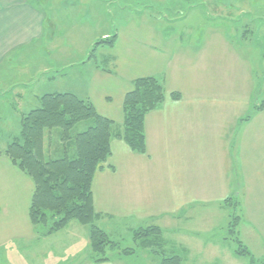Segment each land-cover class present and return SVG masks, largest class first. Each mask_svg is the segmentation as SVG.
<instances>
[{
    "label": "rangeland",
    "instance_id": "374dc122",
    "mask_svg": "<svg viewBox=\"0 0 264 264\" xmlns=\"http://www.w3.org/2000/svg\"><path fill=\"white\" fill-rule=\"evenodd\" d=\"M101 2V12L96 8L94 11L89 9V13L86 9L78 10L80 16L93 14L92 19L95 23L86 20L76 21L74 13L70 19L64 17L61 21L57 20L62 27L58 28L62 35H57L49 49L53 54L54 62L59 63V67H66V75L47 82L43 81L42 84L38 83L32 89V96L37 94L35 91L38 92L37 95L77 93L81 96L84 95L82 84H85L88 88L85 91L92 97L95 109L102 113L106 107L104 98L112 97L115 100L125 84L124 80L152 72L158 65L168 62L169 55L162 46L164 41H166L164 46L168 48L181 47L184 43L177 41L180 33L187 37L190 35L189 26L200 20L227 21L222 23L226 26L225 28L217 25L213 27L216 29L211 28L209 22L207 24L203 22L201 27L196 29L197 33L193 35H199V32L202 35L211 30L224 33L226 31L229 39L230 61L228 64L230 69L234 67L232 63L236 64L235 61L239 59L243 61L245 69H252L255 72L261 69L264 72V0H101ZM193 4H204L203 12L207 8L211 13L209 12V16H206L204 13L192 12L186 16L187 9ZM257 6H260V11ZM254 19H259L261 22V25H255V29L251 27ZM158 32L160 34L154 36ZM151 38L155 41L159 39L158 42H160L153 50L145 43ZM104 40H109L111 45L97 44ZM182 41H187V39ZM211 47L205 53H215L216 47H219L221 51L222 45L212 44ZM92 50L93 53H91ZM82 62L86 63L82 64ZM203 62L207 65L210 62L212 67L220 64V61ZM50 63L48 62L47 65L51 66ZM30 65L32 71V62ZM56 66L53 67L54 70L59 69ZM95 66L98 67L99 72H95ZM107 72L112 75H105ZM257 79L256 88H254L256 95L264 89L261 85L263 81L259 76ZM88 86H91V89ZM262 105L263 103L260 106ZM86 124V122L78 124L72 132L84 131ZM59 135L60 133L54 129L49 136L46 134L44 138L45 151L50 157L58 152L61 156L62 143ZM165 135L166 132L160 133L161 138L156 141L158 147H155L158 135L152 137L154 143L148 146L152 152H156L152 155L148 149L150 158L155 161L157 173L154 179L156 188L147 189V194L151 199L157 197L158 203L167 207L173 204L172 186H174L176 172L175 166L173 168V155L171 156L167 150L172 141L165 138ZM5 142L3 139L0 140L2 150L0 152L3 158L6 157L3 154ZM166 150L169 156H166ZM112 162L118 164L117 173L112 177L113 196L110 195L111 190L108 187L96 188V200L97 203L100 202L99 208L106 210V214L122 213L125 215L124 203L126 193L129 192L125 184L126 180L131 183L134 179L132 176L131 179H125L126 169L124 168L128 163L124 157V151L115 149ZM148 166L145 165L139 171L144 173ZM13 171L17 173L15 176L13 172H11L12 175L8 173L2 175L0 172V215H2L0 234L3 235L0 250L6 263L93 264L89 260L91 255L88 246V227L81 226L75 221L70 222L66 228L52 236L36 239L28 218L32 183L17 169V172ZM104 180L97 182L95 187L102 184ZM236 183H240L239 180H236L234 185ZM181 185L186 187L183 176ZM198 190L203 191V189ZM104 191L108 193L103 194ZM225 192L226 189L213 186L211 199L207 200L210 205L197 204L194 208L187 209L185 218L181 220L177 219L179 215L171 213L159 217L146 216L144 213L141 215L145 217L136 216L137 220L129 219L128 221L125 219L128 218L127 215L122 218L123 221L103 218L96 225L102 228L113 242L118 243L121 250L132 249L133 251V254L128 256L119 255L120 250L109 251L106 257L110 261L103 264H160L158 258L161 254H157L161 249L158 248L156 254L151 250L141 249L131 238L132 229L154 225L160 228L162 238L166 242L161 251L163 256L179 257L180 264H264L262 263L264 259V202L255 199L250 194L243 197V192H240V204L236 202L235 197L231 196L224 204L221 201L228 194ZM221 194L225 195L221 196ZM206 216L209 220H206ZM232 217H238L239 220L236 228L233 229L235 234L230 237L228 223ZM204 225L206 227H203ZM185 232H188L187 236ZM190 233L194 235V239L189 238ZM237 240L246 247L250 258L234 255Z\"/></svg>",
    "mask_w": 264,
    "mask_h": 264
},
{
    "label": "crops",
    "instance_id": "0c3cea01",
    "mask_svg": "<svg viewBox=\"0 0 264 264\" xmlns=\"http://www.w3.org/2000/svg\"><path fill=\"white\" fill-rule=\"evenodd\" d=\"M203 5H190L186 16L192 12L209 16L211 11L206 8L203 12ZM95 8L101 12V0H0V140L6 141V145H3L4 150L13 140L19 138L22 116L40 105L39 100L43 95H37L38 92L35 91L37 94L32 96V89L38 83L42 84L43 81L66 75V67H59L60 64L54 62L49 49L57 35H62L58 30L61 27L58 21L64 17L70 19L74 13L76 21L86 20L95 23L92 19L93 14L80 16L78 12L79 9H86L89 13V9L94 11ZM257 9L260 11V6H257ZM100 17L102 20V15ZM72 19L74 20V17ZM203 22L206 24L209 22L211 28L217 25L225 28L222 23L227 21L200 20L190 25V35L185 37L180 33L177 38V41L184 43L179 48L177 46L168 48L164 46L166 43L164 41L162 46L169 55L168 62L158 65L152 72L124 80L120 95L118 94L115 100L112 97L104 98L106 107L102 113L95 109L100 116L114 123V131L120 132L123 122V97L130 91L134 80L144 77L156 79L161 83L167 97L160 108L148 113L144 118L145 154L133 153L116 136L111 139L110 157L92 180L93 208L101 215L97 223L103 218L123 221L125 215L128 216L125 218L127 221L137 220V217H145L142 216L144 213L150 217L171 213L179 215L177 219L181 220L185 218L187 209H192L197 204L210 205L207 200L211 199L213 186L226 189L225 194H228L221 201L224 204L226 199L231 197H235L236 202L240 204V192H243V197L250 194L264 202V106L262 108L260 106L262 103L264 105V89L260 90L258 95L254 91L258 76L263 81L261 85L264 86V72L261 69H258V72L245 69L243 61L235 58L233 59L236 60V64L233 62L234 67L230 69L227 32L211 30L202 35L200 32L199 35H193ZM256 24L261 25L259 19H254L251 27L255 29ZM159 34L158 32L154 36ZM184 39L187 41H182ZM158 40L151 38L145 43L153 50L160 44ZM212 44L222 45L221 51L216 47L215 53H205L212 48ZM207 60L220 61V64L212 67L210 62L208 65L203 62ZM48 62H52L51 66L47 65ZM84 63L86 62H82ZM55 65L59 69L54 70ZM94 68L95 72L100 71L97 66ZM105 75L111 76L112 73L107 72ZM82 87L84 95L71 94L89 101L94 106L92 97L85 91L88 89L87 86L82 84ZM88 87L91 89V86ZM171 93H178L180 99L171 101L168 98ZM161 132H166L165 138L172 141L167 150L171 156L173 155V168L175 166L176 172L172 186L173 204L167 207L159 204L157 197L151 199L147 194V189L156 188L154 179L157 173L155 161L148 153V146L154 143L152 137L158 135L155 140V147H158L156 141L161 138ZM115 149L124 151L128 163L124 168L125 179H131V176L134 179L131 183L126 180L125 185L129 192L126 193L124 203L125 215L106 214V210L99 208L100 202L97 203L95 195L96 188L108 187L111 190L110 195L113 196L112 177L118 170V164L112 162ZM167 150L165 153L169 156ZM151 153L156 154L152 151ZM145 165L149 166L142 173L139 170ZM16 169L9 159L3 158L0 154L2 175L6 173L12 175L13 172L15 176L17 173L13 170ZM182 176L186 181L185 188L181 185ZM103 180L102 184L95 187L97 182ZM236 180L240 183L234 185ZM105 193L108 191L103 192ZM205 218L209 220L208 216ZM192 233L189 238L194 239ZM185 235L187 236L188 232H185ZM2 236L0 234V246Z\"/></svg>",
    "mask_w": 264,
    "mask_h": 264
},
{
    "label": "trees",
    "instance_id": "16d2710c",
    "mask_svg": "<svg viewBox=\"0 0 264 264\" xmlns=\"http://www.w3.org/2000/svg\"><path fill=\"white\" fill-rule=\"evenodd\" d=\"M97 44L111 45V42L104 40ZM168 98L178 101L180 95L171 93ZM165 100V91L156 79L134 80L123 97L120 132L114 131V123L97 114L89 101L71 93L45 94L40 98L38 108L22 116L19 138L13 140L3 154L33 185L28 218L37 240L52 236L75 221L88 227L91 263H108L110 259L106 255L109 251L120 250L122 256L133 254L132 249L121 250L119 244L96 225L101 215L93 208L92 180L110 157V141L114 136L133 153L145 154L144 118L160 108ZM83 122L87 123L86 129L73 133V128ZM54 129L60 133L61 156L58 152L50 157L45 151L44 138ZM238 220V217H232L229 221V236L235 234L233 229ZM131 238L141 249L155 254L159 249L163 251L166 244L162 232L155 226L133 229ZM161 251L157 254L162 255L158 258L160 264H180L179 257H165ZM1 254L0 250V264H7ZM234 255L250 258L246 247L238 240Z\"/></svg>",
    "mask_w": 264,
    "mask_h": 264
}]
</instances>
